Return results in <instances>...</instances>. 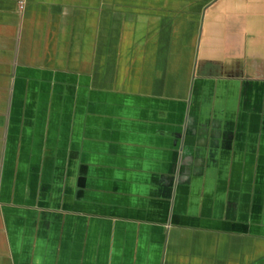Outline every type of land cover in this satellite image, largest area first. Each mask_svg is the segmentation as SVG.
Here are the masks:
<instances>
[{"label": "crops", "instance_id": "1", "mask_svg": "<svg viewBox=\"0 0 264 264\" xmlns=\"http://www.w3.org/2000/svg\"><path fill=\"white\" fill-rule=\"evenodd\" d=\"M0 264H264V0H0Z\"/></svg>", "mask_w": 264, "mask_h": 264}]
</instances>
